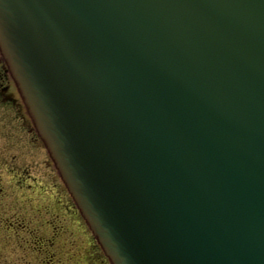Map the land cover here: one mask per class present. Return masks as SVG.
Wrapping results in <instances>:
<instances>
[{
	"label": "water",
	"instance_id": "obj_1",
	"mask_svg": "<svg viewBox=\"0 0 264 264\" xmlns=\"http://www.w3.org/2000/svg\"><path fill=\"white\" fill-rule=\"evenodd\" d=\"M77 2L62 29L53 0L19 8L0 0L4 51L36 118L58 137L61 166L71 161L86 174L130 163L123 170L145 178L136 206L167 212L141 213L152 243H161L160 264H264V226L257 237L247 225L254 188L264 194V0ZM216 33L230 38L225 53L211 46ZM227 167L238 170L227 197L171 199L169 186L183 184L185 171L206 182L233 175ZM208 215L207 230L179 222L201 225ZM115 255L129 264L121 249ZM140 256L135 264H149Z\"/></svg>",
	"mask_w": 264,
	"mask_h": 264
},
{
	"label": "rangeland",
	"instance_id": "obj_2",
	"mask_svg": "<svg viewBox=\"0 0 264 264\" xmlns=\"http://www.w3.org/2000/svg\"><path fill=\"white\" fill-rule=\"evenodd\" d=\"M4 88L0 100L12 98L25 117L6 80ZM7 112L0 110V264H100L51 160L23 126L29 120Z\"/></svg>",
	"mask_w": 264,
	"mask_h": 264
},
{
	"label": "flooded vegetation",
	"instance_id": "obj_3",
	"mask_svg": "<svg viewBox=\"0 0 264 264\" xmlns=\"http://www.w3.org/2000/svg\"><path fill=\"white\" fill-rule=\"evenodd\" d=\"M0 85L2 86V82H0ZM1 88V87H0ZM2 92H0V94H1ZM6 103L8 104V102H7V100H6ZM5 106H7L6 104H5Z\"/></svg>",
	"mask_w": 264,
	"mask_h": 264
}]
</instances>
